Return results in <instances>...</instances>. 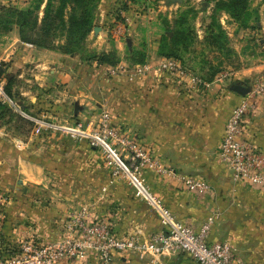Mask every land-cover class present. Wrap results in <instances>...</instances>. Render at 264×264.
Masks as SVG:
<instances>
[{"label":"crops","instance_id":"obj_1","mask_svg":"<svg viewBox=\"0 0 264 264\" xmlns=\"http://www.w3.org/2000/svg\"><path fill=\"white\" fill-rule=\"evenodd\" d=\"M113 2L101 0L99 8L107 12ZM160 2L157 11H169L166 19H172L179 6L172 0ZM99 28V32L103 30ZM160 46L161 36L151 45L143 65L145 73L133 76V68L141 65L121 61L116 66L121 72L113 76L111 66L88 65L75 55L24 43L15 26L2 27L0 65L7 82L12 83L11 96L28 114L53 111L49 109L52 101L73 104L75 117L82 119L94 120L109 112L115 124L160 161L164 171H146L142 180L179 221L198 232L214 217L211 244H231L235 264H264V187L235 183L219 157L227 123L244 99L233 88L239 83L249 86L264 73V61L239 70L232 82L216 75L212 81L193 83L161 69L168 58L159 54ZM76 104L86 107L76 114ZM94 106L97 112H92ZM244 125L243 139L264 152V101L246 116ZM32 127L30 132L16 122L0 119V256L15 254L23 242L57 241L69 216L83 207L92 219L107 220L119 237L146 239L163 230L159 214L136 196L134 188L122 181L112 182L107 172L103 178L98 176L96 162L79 155L77 147L62 145L61 159L40 155L50 149L49 142L32 145ZM92 150L95 155L97 150ZM61 162L62 174L52 177L50 167L59 168L55 164ZM85 168L90 174L84 173ZM187 177L206 181L212 191L187 190ZM51 185L57 188L51 189ZM56 190L59 196L55 198ZM162 262L198 264L186 254L165 257ZM59 264L102 263L89 251L82 258ZM113 264L150 263L124 254L116 255Z\"/></svg>","mask_w":264,"mask_h":264},{"label":"built area","instance_id":"obj_2","mask_svg":"<svg viewBox=\"0 0 264 264\" xmlns=\"http://www.w3.org/2000/svg\"><path fill=\"white\" fill-rule=\"evenodd\" d=\"M161 69L176 78H189L193 83L201 78L188 72L184 65L174 58L161 63ZM138 76L147 71L146 66H137ZM0 65V102L34 125L37 136L46 132L60 131L75 140H84L100 151L110 171L112 182L122 181L134 188L135 194L158 214L163 230L150 236L119 237L107 221L92 219L86 208L76 211L66 220L64 233L57 241L46 244L35 240L23 242L15 254L0 258V264H59L63 260L74 261L94 252L102 264H113L116 255L133 254L150 264H164L162 259L177 254H186L198 264H235L234 249L227 242L210 243L209 238L215 218L210 217L196 232L179 221L143 183L146 171H164L160 161L142 147L140 141L114 126L108 112L102 113L97 122L90 124L58 125L44 117L25 112L8 92V82ZM111 75H118L121 68L110 69ZM264 101V76L251 84V92L234 109L223 136L219 157L231 171L235 183L247 182L264 187V152L257 150L243 139L245 118L255 112ZM186 189L196 192L212 191L202 179L187 177Z\"/></svg>","mask_w":264,"mask_h":264},{"label":"rangeland","instance_id":"obj_3","mask_svg":"<svg viewBox=\"0 0 264 264\" xmlns=\"http://www.w3.org/2000/svg\"><path fill=\"white\" fill-rule=\"evenodd\" d=\"M47 1L48 0H45V4ZM160 1L161 0H115V2L111 3L107 12L104 11L103 8H99L101 0H99V2L97 1L94 11V29L96 27H101L103 30H101L99 34H95L93 30L81 45L76 47L77 52L73 55L77 56L82 62L88 65L96 63L98 60L97 58L101 57L103 54L108 55L112 60L118 59L119 63L124 61L131 64L129 59L132 57L134 50L146 52L148 59V52L151 45H155L160 36L161 39L165 34H170L169 36H171V33H168V29L173 27L174 21L179 19L183 14L187 16L192 31L191 43L188 49L183 52V65L188 72L198 76L203 82H207V78L211 72H213V69L218 70L219 74H217L216 78L222 81L228 80L232 82L239 70L264 61V0L250 1V19L247 23H239L225 13V11H217L218 2L213 0H184L182 3L173 2L179 7L174 9L173 12L176 14H173V18L169 20L166 19L169 16V11L165 13H163L164 11L160 13L157 11V7L162 6ZM207 2L210 3L209 6L203 9L207 6ZM36 3L37 0H0L1 5L18 9H28L31 6H35ZM54 3L58 6L59 0H55ZM73 3L76 4L75 0H73ZM45 4L39 11L40 19L44 15ZM78 10V7H74L71 4L67 8L66 18L70 19L79 15ZM224 15L227 16L228 19L225 20ZM215 17L216 20L214 19ZM168 21L170 25H167ZM219 26L222 27L227 37L226 40L225 38L221 40V44L223 45L222 49L212 46V40L207 39L211 32V27H213L212 31L218 34ZM15 27L18 30V27ZM128 40H131V44H129ZM66 43L67 37L60 32L55 40V48L53 51L64 54L62 52V46ZM236 56H238L239 60H237ZM132 73H137L136 67L133 68ZM261 76H264V73L257 75L253 81ZM253 81L249 82V84H253ZM51 104H53V106L50 105L49 109L53 111L49 113L42 112L40 117H44L61 126L75 124L76 122H84L88 125L91 121L95 120L94 122H97L102 115L99 114V117L94 120L82 119L80 117H75L73 104L63 105L61 103H55L54 101H52ZM83 107H86V105ZM94 107L92 112H97L98 108L96 106ZM3 121L16 122L21 129L27 128L30 132L33 128L30 125L27 126V124H24V122L20 121L18 118L12 117L10 114L6 115ZM112 123L116 128L126 132L123 127L115 124L113 118ZM30 139L32 140V145L38 144L42 140H44V143L49 142L50 149L45 150V152L40 155L44 154L45 156L56 159H61L63 157L62 145L77 147L78 150H80V152L78 151L79 155L82 154L85 158L91 157V161L96 162L98 176L103 178L102 176L106 175V172L107 175L110 176V171L108 168L106 169L104 156L98 150L95 155L91 154L90 151L93 152V147L84 140L72 139L60 131L46 132L43 136L32 134ZM48 152H50V154ZM74 152L71 154V160L74 158ZM61 165L62 162L61 164H55V166H59V168L50 167V171L54 173H50L52 177L62 174L63 167ZM84 173L90 174L86 168L84 169ZM61 187L64 188L65 186L61 184ZM50 188L56 189L57 186L51 185ZM58 194L59 192L56 190L55 194L52 195L56 198L59 196ZM71 215L69 217H71ZM55 220H57V218H55ZM38 242L42 244L48 243L41 240ZM0 258H2V256H0Z\"/></svg>","mask_w":264,"mask_h":264},{"label":"trees","instance_id":"obj_4","mask_svg":"<svg viewBox=\"0 0 264 264\" xmlns=\"http://www.w3.org/2000/svg\"><path fill=\"white\" fill-rule=\"evenodd\" d=\"M71 4L78 7L79 15L73 18H66V11ZM99 0H59V5L56 6L55 0H37L35 6L28 9H18L11 6H4L0 4V28H11L17 26L19 30V37L22 42L31 44L33 46L54 50L55 40L59 33L67 37V43L62 46L63 53L73 55L77 52V46L88 37L94 30V11L96 9L95 3ZM218 2L217 11H225L231 18L239 23H247L250 19L249 4L251 0H213ZM45 4L44 15L40 19L39 11ZM207 2L206 8L209 6ZM204 7V8H205ZM216 20V17L214 18ZM170 22L168 21V24ZM209 33L207 39L212 40V46L222 49V38L226 35L221 26H219V33L212 31ZM171 36L164 35L161 39V46L159 54L165 58H174L179 60L182 64L183 52L188 49L191 43L192 31L189 26L187 16L181 15L179 19L174 21V26L168 29ZM225 47V46H224ZM97 62L101 65H108L115 67L118 65V59H111L108 55H102L97 58ZM131 64L144 65L147 62V54L144 51L134 50L132 57L129 59ZM207 78L212 81L217 75L218 70H212ZM11 82H8V92L12 95ZM10 114L12 117L18 118L24 124L33 126L31 122L15 113L7 105L0 102V119L4 120L6 115Z\"/></svg>","mask_w":264,"mask_h":264},{"label":"water","instance_id":"obj_5","mask_svg":"<svg viewBox=\"0 0 264 264\" xmlns=\"http://www.w3.org/2000/svg\"><path fill=\"white\" fill-rule=\"evenodd\" d=\"M174 2L177 3H182L184 0H172ZM100 28L96 27L94 29L95 34H97L99 32ZM129 44H131V40H128ZM234 92H236L237 94H239L240 96L245 97L246 95H248L251 92V86L247 85L246 83H239L237 84L234 88H233ZM81 111V108L78 104H76L75 106V113L78 114Z\"/></svg>","mask_w":264,"mask_h":264}]
</instances>
